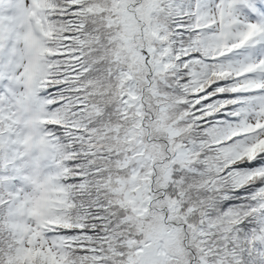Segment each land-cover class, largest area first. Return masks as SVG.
<instances>
[{"label":"snow or ice","instance_id":"snow-or-ice-1","mask_svg":"<svg viewBox=\"0 0 264 264\" xmlns=\"http://www.w3.org/2000/svg\"><path fill=\"white\" fill-rule=\"evenodd\" d=\"M0 264H264V0H0Z\"/></svg>","mask_w":264,"mask_h":264}]
</instances>
